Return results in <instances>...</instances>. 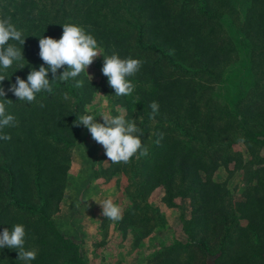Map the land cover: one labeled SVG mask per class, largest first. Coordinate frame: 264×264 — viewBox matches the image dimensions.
Returning a JSON list of instances; mask_svg holds the SVG:
<instances>
[{
    "label": "trees",
    "instance_id": "1",
    "mask_svg": "<svg viewBox=\"0 0 264 264\" xmlns=\"http://www.w3.org/2000/svg\"><path fill=\"white\" fill-rule=\"evenodd\" d=\"M0 16H10L26 38L24 46L18 45L24 48L25 59L21 63L25 67L18 69L14 63L7 70L10 79L2 85L6 91L16 77L26 80L33 68L39 69L44 63L39 56L40 38L59 39L65 23L86 28L90 25L105 55L116 51L122 58L144 61L140 71L130 77L135 84L133 93L119 98L127 109V118L136 119L143 130L141 139L149 155L133 157L127 164L114 163L112 172L127 171L139 186L138 196L143 201L157 186L164 187V200L171 205L178 204L176 199L180 203L189 200L193 214L199 210V226L202 210L208 211L209 221L215 214L221 217L220 223L230 222V191L212 176L221 166L238 161L239 152L233 149L236 139L253 148H264V0H3ZM187 35H194L197 41L201 72L206 76L203 81L202 77L196 79L197 73L174 61V55L183 51ZM243 47L249 51L236 52H242ZM170 51L174 55H169ZM228 52H236L238 60L234 58L236 65L225 69L222 62ZM85 80L79 89L71 80L53 84V94L38 93L32 103L18 101L10 92L6 96L13 101L8 110L17 118L18 126L5 128L4 133L11 139L0 140V199L9 196L0 208V232L17 223L25 225L28 249L39 250L31 264H89L74 239L62 233L47 213L52 198L44 195V184L49 183L53 195L58 193L53 196L58 204L67 178L65 160L71 142L50 131L57 125L51 123L61 117L44 114L51 97H62L65 106L74 112L88 102V88H100L115 96L106 76L100 83ZM65 92L69 93L68 100L63 97ZM153 101L159 104L155 120L150 119L148 107ZM40 103L45 105L41 113ZM41 131L50 134L47 149L38 139ZM57 141L67 146L59 158L55 154ZM31 165L35 166L34 175L26 173ZM47 168L53 172H43ZM242 168L248 171V162ZM254 171L256 186L263 187L264 174L260 175V171L264 167L258 166ZM247 195L242 205L264 201V194ZM146 207L156 210L149 202ZM263 211L249 205L239 217L233 212L231 222L247 217L252 227L255 225L264 234ZM196 221L197 216L191 217L186 224ZM127 224L123 221L124 227ZM245 229L249 235L251 231ZM229 230L227 227L225 232ZM214 231L211 226L207 232ZM187 233L186 246H199L206 263L213 259L215 264V254L198 237L200 229L194 227ZM178 246L181 244L175 243L159 252L155 264H178L182 253ZM0 264L23 262L18 260V250L4 248L0 249Z\"/></svg>",
    "mask_w": 264,
    "mask_h": 264
},
{
    "label": "rangeland",
    "instance_id": "2",
    "mask_svg": "<svg viewBox=\"0 0 264 264\" xmlns=\"http://www.w3.org/2000/svg\"><path fill=\"white\" fill-rule=\"evenodd\" d=\"M197 6H199V2ZM196 42L194 35H187L184 49L180 55L177 56L173 53L174 61L191 73H197L196 79L199 81L202 77L201 81H203L206 76L202 73V65L199 64ZM247 51L249 49L245 47L242 52H236L244 54ZM236 52L226 53L222 62L225 69L236 65V60H238V56L235 58ZM218 57H222V55ZM103 60L104 57L101 55L89 66L88 74L92 79L86 71L80 75V79L83 81L86 79L85 83L104 82ZM87 91L91 93L88 102L74 112L72 109L69 110L70 107L65 106L62 97L53 96L44 113L55 115L56 119H58V115H61L57 123H51L57 125L53 126V130L50 131L61 138L65 137V140H71L65 160V165L68 167L67 178L58 204L56 203L57 199H53V196H58V193L53 195L49 183L44 184L46 187L45 197L52 198L46 211L51 215V219L59 230L74 239L86 263L155 264L157 261L155 257L159 252L169 248L172 244L180 243L181 246L177 248L182 253L179 254L178 264H208L204 258V252L199 246H186L187 231L198 227L200 229L198 237L207 245L209 248L207 249L213 255L215 254L213 256L215 264H264V234H261L255 225L252 227L253 224L251 225V221L247 217L245 219L238 218V222H231L233 212L239 217L249 205L256 210L264 209V201L257 204H241L247 200V194L252 195L254 192L260 195L264 194V186H256L257 177L254 174V170L258 166L264 167V148H253L244 143L242 139H236L233 149L239 152L238 161L229 164L228 167L221 166L212 176L215 181L222 183L223 189L230 191V222L220 223L221 217H216L215 214L213 220L209 221L208 211L202 210L200 213L203 217L199 226V210L194 211L193 214L189 200L180 203V199H176L178 204L171 205L164 200V187L157 186L147 195L146 201H143L138 196L139 186L133 183L134 179L127 171L112 172L114 168L111 165L114 163L108 161L103 146L93 140L86 127L76 125L74 116L85 114V107L89 106L91 111L98 116L97 122H102V117H99L101 112L108 111L112 115H116L118 114L116 110L119 108L127 114V109L119 97H113L107 91L104 92L100 88H88ZM139 97L140 95L137 94L138 100ZM139 101L143 104L141 100ZM43 109L44 107L40 108L39 113L43 112ZM38 139L43 141L42 146L47 149L50 134L41 131L38 134ZM55 144L58 148L55 154L59 158V154L63 148L67 150V146H64V142L60 143L59 141ZM244 162L249 164L248 171H244L242 168ZM28 169L30 170L27 171V167H25L27 174H35V166L31 165ZM49 169L53 172L51 168H47L43 172L46 173ZM263 174L264 171H260V175ZM205 190L207 191L208 188ZM7 199L9 196L4 200L0 199V208L7 203ZM105 199H112L122 208L121 220L111 221L101 215L102 207L98 202ZM146 202H149L156 210L152 211L147 208ZM40 205L41 200H38L37 206ZM195 216H197V221L194 224H186L187 220ZM123 221H128L125 227ZM211 226L215 228L213 233L207 232ZM227 227H230V230L225 232ZM245 228L251 231L249 235ZM25 247L28 248L27 245ZM175 257L178 259L177 254Z\"/></svg>",
    "mask_w": 264,
    "mask_h": 264
},
{
    "label": "clouds",
    "instance_id": "3",
    "mask_svg": "<svg viewBox=\"0 0 264 264\" xmlns=\"http://www.w3.org/2000/svg\"><path fill=\"white\" fill-rule=\"evenodd\" d=\"M26 38L22 29L12 22L10 16H0V140L8 141L11 135L4 133L5 128L17 127V118L9 112L12 100L6 99L7 94L12 93L18 101L32 103L36 95L41 92L54 93L53 84H64L74 81V87L79 89L84 86L82 79H77L85 71L88 74L89 66L94 60L103 55L102 73L107 77L109 86L114 90L115 96H128L133 93L135 84L130 77L135 76L141 69L144 61L137 58H122L113 51L111 55H105L104 49L92 34L91 26L87 28L76 23H65L63 34L59 39L43 36L39 40V56L44 62L39 69L33 68L27 75V79L16 77L15 83L5 90L2 86L8 76V69L15 63L18 69L25 65L21 63L24 58V46ZM15 41L18 43H10ZM20 45V46H18ZM169 55L173 52H169ZM63 69L61 72L60 70ZM49 73L52 79H49ZM92 79V77L88 74ZM68 100L69 93H63ZM40 107L45 105L40 103ZM150 119L155 120L159 113V104L151 102ZM118 114L112 115L105 111L99 114L102 122H97V115L89 106L85 107V114L77 116V126L86 127L93 140L103 146L108 161L112 163H130L135 157H147L148 147L142 142L143 130L138 127L136 119H128L123 109L116 110ZM142 119V118H140ZM161 139H162V134ZM159 140L156 141L159 144ZM102 207L104 217L111 221L122 219V208L112 199L98 202ZM27 232L25 225L17 223L11 229L4 228L0 232V249L8 248L18 250V260L23 264H31L37 258L39 250L35 247L28 249L26 245Z\"/></svg>",
    "mask_w": 264,
    "mask_h": 264
},
{
    "label": "water",
    "instance_id": "4",
    "mask_svg": "<svg viewBox=\"0 0 264 264\" xmlns=\"http://www.w3.org/2000/svg\"><path fill=\"white\" fill-rule=\"evenodd\" d=\"M208 264H214L213 259H209V260H208Z\"/></svg>",
    "mask_w": 264,
    "mask_h": 264
}]
</instances>
